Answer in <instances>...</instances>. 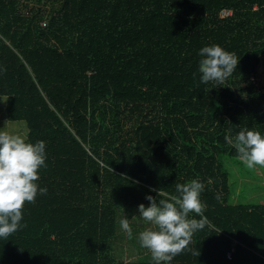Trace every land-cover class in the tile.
<instances>
[{"label":"trees","instance_id":"trees-1","mask_svg":"<svg viewBox=\"0 0 264 264\" xmlns=\"http://www.w3.org/2000/svg\"><path fill=\"white\" fill-rule=\"evenodd\" d=\"M217 44L239 64L203 84L199 50ZM0 96L46 152L0 264H156L146 248L118 253L133 238L118 217L133 232L147 195L193 179L200 255L170 264H264V201L232 200L225 165L240 161L226 134L264 136V0H0Z\"/></svg>","mask_w":264,"mask_h":264},{"label":"clouds","instance_id":"clouds-1","mask_svg":"<svg viewBox=\"0 0 264 264\" xmlns=\"http://www.w3.org/2000/svg\"><path fill=\"white\" fill-rule=\"evenodd\" d=\"M199 55L202 57L199 61L201 83L216 82L217 86L224 85L226 79L237 69L240 59L218 44L202 47ZM225 141L236 150L239 159L248 169L264 167V136L260 131L243 129L234 139L226 134ZM45 159L43 140L33 144L26 142L20 135L0 130V238L7 239L27 226L20 223L23 219L22 209L25 202L35 203L38 193L36 181L40 179L38 170L42 166L46 167ZM204 187L196 179L189 183H177V195H168L160 189L157 197L146 196L150 206L146 207L143 203L138 206L139 217L155 226L140 232L138 238L141 246L150 250L156 264L162 261L170 264L176 255L186 249L193 256L200 255V250L192 251L188 246L193 234L203 230L208 224L207 217L204 216L206 204L201 201ZM39 192L46 194L47 188H39ZM158 197L163 198L158 200ZM190 213L201 218H189ZM135 217L137 216L132 218ZM119 223L131 238L133 232L129 219L123 218Z\"/></svg>","mask_w":264,"mask_h":264},{"label":"rangeland","instance_id":"rangeland-1","mask_svg":"<svg viewBox=\"0 0 264 264\" xmlns=\"http://www.w3.org/2000/svg\"><path fill=\"white\" fill-rule=\"evenodd\" d=\"M6 104H7V98L0 96V130L7 131L10 134L20 135L25 140L28 135V127L25 121H10L7 118L6 113ZM229 159L226 161L225 165L226 167L231 171V188H232V194L231 198L235 202H237L239 199H253L255 201H264V167L256 166L253 169H248L244 163L240 160L239 162H235L233 158L228 157ZM263 184V185H262ZM124 216V214H123ZM122 216V217H123ZM120 219L118 217V227H119ZM140 224V227L138 226V223ZM133 229V235L132 240L127 241L125 238L121 237L123 234H121L119 237H121V241L117 244L116 248L118 250V253H120L121 249H123L121 255L123 258L128 261V255L126 253L131 252V246L135 249H145L141 246L139 241V230L142 232L146 228L153 227L150 223L144 222L140 217L136 219L135 224L132 226ZM121 229V227H120ZM122 230V229H121ZM125 232V231H124ZM119 234V233H118ZM127 235V233L125 232ZM128 236V235H127ZM118 241V239H117ZM123 254V252H125ZM136 255L133 254L131 257H134Z\"/></svg>","mask_w":264,"mask_h":264}]
</instances>
